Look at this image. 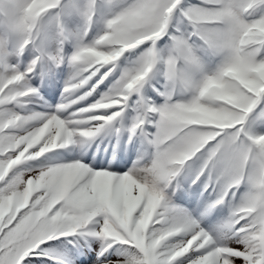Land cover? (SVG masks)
Masks as SVG:
<instances>
[{
    "label": "snow or ice",
    "instance_id": "obj_1",
    "mask_svg": "<svg viewBox=\"0 0 264 264\" xmlns=\"http://www.w3.org/2000/svg\"><path fill=\"white\" fill-rule=\"evenodd\" d=\"M0 264H264V0H0Z\"/></svg>",
    "mask_w": 264,
    "mask_h": 264
}]
</instances>
